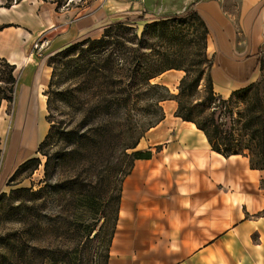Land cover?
<instances>
[{"label":"crops","instance_id":"0c3cea01","mask_svg":"<svg viewBox=\"0 0 264 264\" xmlns=\"http://www.w3.org/2000/svg\"><path fill=\"white\" fill-rule=\"evenodd\" d=\"M82 1L66 0L58 10L47 0L0 5V55L15 68L25 55L4 32L21 41L50 32L55 51L75 39L97 37L112 20L136 23L168 14L149 17L138 7L139 0H92L91 5ZM141 1L145 6L151 2ZM191 1L207 26L212 86L228 94L253 78L264 37L263 0H239L235 15L216 0H189L183 8ZM81 6L87 8L77 13ZM45 67L32 76L33 94L27 99L33 106L49 76L48 70L41 80ZM30 68L24 66L20 75ZM167 71L157 76L170 81L183 72ZM160 104L163 117L137 143L148 146L151 155L134 159L122 178L106 264H264V168L250 167L245 155L213 150L192 121L175 115L173 99ZM33 113L18 107L14 129L22 130ZM25 137L18 140L20 152L29 148Z\"/></svg>","mask_w":264,"mask_h":264},{"label":"trees","instance_id":"16d2710c","mask_svg":"<svg viewBox=\"0 0 264 264\" xmlns=\"http://www.w3.org/2000/svg\"><path fill=\"white\" fill-rule=\"evenodd\" d=\"M14 1L3 0L0 5L9 6ZM49 1L57 10L58 0ZM206 34V23L191 1L179 12L144 20L140 28L134 26V21L112 20L97 37L68 42L48 56L46 64L51 70L44 92L46 105L59 101L71 110H81V117L66 126L49 120L36 148L44 155L42 167L47 180L30 192L67 193V203L73 211L80 208V215L88 217L99 212L102 222L97 229L95 223L83 222L73 212V231L81 227L88 241L98 237L107 220L105 209L112 205L113 222L100 264H106L122 178L134 159L151 155L149 148L136 145L144 132L163 117L160 101L173 98L175 115L192 121L213 150L223 155H245L250 167L264 168V90L249 81L226 96L216 94L203 66L209 60L205 53ZM1 60L6 66H0V100L11 102L15 67ZM169 68L183 70L175 93L151 80ZM201 78L205 82L199 90ZM64 81L69 82L61 86ZM196 93L199 96L194 97ZM139 100L145 102L138 105ZM140 116L147 118L141 122ZM54 138L66 145L64 150H48V146L56 144ZM70 160L75 165L85 163V176L72 172L49 179L55 167ZM38 162L37 156L27 157L15 171L24 166L34 168ZM261 183L264 185V179ZM110 185L113 193L108 192ZM32 207L23 204L28 212ZM25 218L26 215L22 221ZM93 229L96 230L91 233ZM43 251L50 261L60 259L57 249L44 247ZM20 254L25 255V249Z\"/></svg>","mask_w":264,"mask_h":264},{"label":"rangeland","instance_id":"374dc122","mask_svg":"<svg viewBox=\"0 0 264 264\" xmlns=\"http://www.w3.org/2000/svg\"><path fill=\"white\" fill-rule=\"evenodd\" d=\"M63 1L66 0H58L57 10L64 6L62 4ZM109 1L113 2V0ZM139 1L140 5L138 7L140 9L142 8V11L146 12V15L150 17L181 10L189 0H151L152 3L145 2L147 6L143 4V1ZM216 1L228 10L229 13L236 14L239 0ZM91 2L92 0H83L81 3L83 5H91ZM261 3H264V0L260 2V5ZM83 7L81 6L76 9L77 13L83 12L87 8ZM142 23L141 21H136L134 26L140 28ZM4 33L5 39L14 41L15 45L13 47L21 52H25V55L20 67L13 70L15 75L13 100L11 102H7L5 99L0 100V264H100L104 259V246L113 222L114 212L112 205H108L105 209L107 220L99 230L98 237L88 241L81 227L73 231L71 224L73 212L83 222L95 223L96 229L102 222V217L99 215V212L88 217L86 214L80 215V208L73 211L71 205L69 206L67 203L69 199V194L67 193L63 195L61 193L50 194L46 190L35 194L30 192L42 186L45 180H47L43 174L42 167L44 155L37 151L36 148L38 142L46 133L49 123L52 120H58L61 126H66L81 117V110H71L59 101H53L50 106L46 105V94L44 92L47 87L48 78L38 88V99L36 100L35 106H33L34 101L31 103V99H27V97L33 94V74H36L41 67L47 65L48 56L53 53L50 42L54 40L55 35L50 32L45 34L42 31L35 33L29 41H21L14 37L13 33ZM34 41H37V47H33L32 44ZM206 48L207 44L205 41V53ZM206 57L209 58L208 65L203 64V66L209 72L211 58L207 53ZM1 58L4 57L0 55V66H6ZM4 59L6 60V58ZM24 66H31L32 69L30 68L26 75L23 73L20 75ZM47 66L41 73V80L46 77L48 70V74H50L51 67L49 65ZM173 69L169 68L167 72H171ZM164 77L160 75L155 78L153 77L151 80L164 84L170 92L175 93L179 78H175V80L168 79L170 81H166ZM68 82H61V86H65ZM204 82V79L201 78L197 86L199 90H202ZM251 82L258 83V86L264 90V37L258 50V62ZM212 89L216 94L221 95L213 86ZM197 96H199L198 93L194 94V97ZM144 102V100H139L137 104L142 105ZM18 107H23L26 110L34 109L32 119H30L29 123H25V127L19 132L17 129H14ZM134 112L132 111V116H134ZM25 117L26 115H24L23 120L25 119L27 121ZM146 118L140 116V121L144 122ZM20 120L22 121V118ZM24 136H26V143H29V148L20 152V147L18 148L19 145L17 146V144L19 138L22 139ZM33 139L36 140L34 141ZM33 141L35 143H32ZM55 142L56 144L47 147L49 151L57 148L64 150L65 144L58 139H55ZM147 147L142 145L137 148L147 149ZM150 151L152 152L151 149ZM30 156L38 157L39 162L36 164V167L24 166L15 171L20 162ZM72 164L73 166H71ZM85 166V163L75 165V162L70 160L68 163L55 167L49 175V179L60 178L72 172H78L80 176H85L82 169ZM108 192H114L112 185H110ZM23 204H32L33 207L28 212L23 208ZM25 215V221H22ZM96 229H93L91 233ZM23 240L26 243L22 244ZM30 246H33L34 249H31ZM44 247L57 249L60 259L58 261H50L46 257L45 251H43ZM21 249H25V255L20 254Z\"/></svg>","mask_w":264,"mask_h":264},{"label":"built area","instance_id":"2783aa9c","mask_svg":"<svg viewBox=\"0 0 264 264\" xmlns=\"http://www.w3.org/2000/svg\"><path fill=\"white\" fill-rule=\"evenodd\" d=\"M32 45H33V47H37V45H38L37 41H34Z\"/></svg>","mask_w":264,"mask_h":264},{"label":"bare ground","instance_id":"6f19581e","mask_svg":"<svg viewBox=\"0 0 264 264\" xmlns=\"http://www.w3.org/2000/svg\"><path fill=\"white\" fill-rule=\"evenodd\" d=\"M208 50H211V43L209 42V48H208ZM175 77V76H174ZM176 78V77H175Z\"/></svg>","mask_w":264,"mask_h":264}]
</instances>
